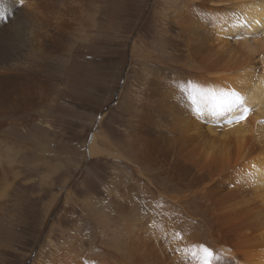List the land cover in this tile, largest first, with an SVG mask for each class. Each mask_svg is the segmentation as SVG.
Masks as SVG:
<instances>
[{
  "label": "rangeland",
  "instance_id": "374dc122",
  "mask_svg": "<svg viewBox=\"0 0 264 264\" xmlns=\"http://www.w3.org/2000/svg\"><path fill=\"white\" fill-rule=\"evenodd\" d=\"M165 2L0 0V264H196L204 245L245 264L251 242L243 239L259 231L253 225L262 195L239 161L252 142L196 169L187 152L177 155L188 144L149 151L145 130L132 128L147 102L148 71L162 69L163 51H178L165 50L161 39ZM251 83L240 84L241 98L232 93L240 102L231 112L252 113L244 104ZM221 120L217 127L231 124ZM181 164L193 165L202 184L180 192ZM209 185L212 245L192 219L202 209L193 193Z\"/></svg>",
  "mask_w": 264,
  "mask_h": 264
},
{
  "label": "bare ground",
  "instance_id": "6f19581e",
  "mask_svg": "<svg viewBox=\"0 0 264 264\" xmlns=\"http://www.w3.org/2000/svg\"><path fill=\"white\" fill-rule=\"evenodd\" d=\"M166 2L161 16L163 26L161 39L165 44V50L168 46L169 48L177 47L178 51L174 56L171 52L163 51L165 55L160 57L162 69L148 71L150 79L145 89L147 102L138 115L134 114V116L137 115V118L132 128L139 131L145 130L139 134L145 135L146 147L149 151L154 149L155 144H169L167 148H175L178 142L188 144H184L186 148L184 146L182 151L177 153L178 157H182L187 152L195 161L193 165L198 164L200 167L204 166L205 163L208 165V169L215 161L223 162L229 156V150L234 145L241 147L242 144L247 145L252 142L249 145L250 152L239 156V161L250 166V178L255 180L256 190L262 194L258 196L261 203L256 209L257 212L255 210L256 217H254L256 220H253L256 226L253 225L255 228L253 230L259 231L256 234L251 235V233L244 236L246 238L243 240L247 241H243V243L251 242L250 247L246 245L251 254L248 252L249 249L245 248L248 251H244L245 246L240 252L244 251V253L250 254L243 253V255H248L244 257L245 264H264V145H260L264 140V124L260 125L264 121V98H262L264 96V68L259 72L255 66L256 63L261 67L264 65V0H175L174 2L166 0ZM202 52H206L205 56H202ZM150 62L154 63L152 60ZM188 63L190 66H185ZM164 69H171L172 71L166 74ZM250 82H252L250 90L244 94V99L247 100V102L244 101V104L245 109L252 108V113H243L246 116L243 120V118H239L243 115L237 111L231 112V110L240 102L237 100L242 96L238 89L241 87L240 84L244 83L243 85H245ZM233 92L238 93L237 99L233 97ZM228 114L229 116H226ZM237 115L239 116L236 117ZM216 117L219 118L216 122H221V119L225 118V123L231 124L217 127L216 122L213 121ZM131 145L134 144L131 143ZM142 147L145 148V146ZM240 149L242 150V148ZM240 152L242 154V151ZM141 159L143 158L141 157ZM180 161L184 162L182 158ZM193 165H191L192 168L184 167V162V166L182 165L177 172L180 173L178 174L179 181H177L180 192H184L182 190L186 188L191 189L202 184L203 176H198L196 170L199 167L196 168L194 165L196 168L194 169ZM141 173L143 172L139 167H134L133 174L140 176ZM149 185L152 187L151 183ZM155 188L153 187V190ZM197 190L193 193L192 203L202 207L203 212L201 208H195V217H192L193 225L197 232H200V238H204V243L212 245L215 229L213 226L214 214L211 213L213 205L210 197L213 193V186L209 185L203 189L205 191L202 192V195L198 192L200 189ZM175 201L177 202V200ZM178 208L186 213V209H183L179 204ZM199 212L202 214L200 215ZM244 213L246 212L244 211ZM229 216L234 219L237 212L232 209L229 211ZM216 225L219 226V224ZM144 230L146 229L144 228ZM150 232L160 236L154 233L156 231L151 230ZM247 232L249 233V231ZM151 236L148 238L151 239ZM154 237L151 242L155 239ZM162 241H165L164 238ZM160 244L163 245L164 243ZM222 244L224 245V243ZM204 246L200 249L201 254H196L198 256L196 264L240 263L237 260L239 257L236 258L237 255L235 257L232 254L231 257L234 256L235 258H230L227 261L225 258L216 256L217 253L215 252H209L210 250L206 252ZM223 248L226 249L225 246ZM204 251L206 254L202 257ZM216 251L218 252V250ZM147 255L148 253H143L144 257H148ZM175 259L177 260V257Z\"/></svg>",
  "mask_w": 264,
  "mask_h": 264
}]
</instances>
